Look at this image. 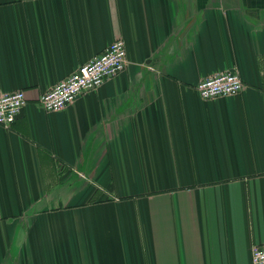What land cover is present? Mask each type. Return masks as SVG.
I'll list each match as a JSON object with an SVG mask.
<instances>
[{"label":"crops","instance_id":"0c3cea01","mask_svg":"<svg viewBox=\"0 0 264 264\" xmlns=\"http://www.w3.org/2000/svg\"><path fill=\"white\" fill-rule=\"evenodd\" d=\"M117 37L129 64L47 112ZM238 71V95L200 79ZM0 264H252L264 243V0H0Z\"/></svg>","mask_w":264,"mask_h":264},{"label":"built area","instance_id":"2783aa9c","mask_svg":"<svg viewBox=\"0 0 264 264\" xmlns=\"http://www.w3.org/2000/svg\"><path fill=\"white\" fill-rule=\"evenodd\" d=\"M129 64L126 41L117 37L100 53L52 85L38 99L47 112L64 109L81 94L93 91L124 72ZM246 85L238 71L225 70L199 80L196 89L205 100L238 95ZM28 103L26 91L0 93V125L10 128ZM252 264H264V243L252 248Z\"/></svg>","mask_w":264,"mask_h":264}]
</instances>
